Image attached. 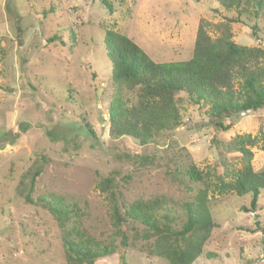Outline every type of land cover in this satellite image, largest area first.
Returning <instances> with one entry per match:
<instances>
[{
  "label": "rangeland",
  "instance_id": "1",
  "mask_svg": "<svg viewBox=\"0 0 264 264\" xmlns=\"http://www.w3.org/2000/svg\"><path fill=\"white\" fill-rule=\"evenodd\" d=\"M202 23L214 38L227 33L239 45L264 49V13L240 15L216 0H0V264H69L45 196L79 209L87 235L110 240L114 225L111 202L99 188L103 179L115 176L128 203L166 196L184 218L181 204L192 192L167 170L194 162L218 174L224 167L215 169L216 161H239L229 144L251 127L264 130V109L237 116L227 132L215 131L205 109L181 94L183 125L164 132L159 145L110 136L108 111L119 86L106 31L128 36L156 62H176L192 57ZM123 94L136 99L132 91ZM9 132L18 134L14 144ZM254 150L262 168L264 154ZM39 166L32 204L23 191L29 170ZM209 198L216 225L192 264H264V189L255 211L251 194ZM140 245L126 249V264H170ZM120 250L118 238L116 251L95 264H120Z\"/></svg>",
  "mask_w": 264,
  "mask_h": 264
},
{
  "label": "trees",
  "instance_id": "2",
  "mask_svg": "<svg viewBox=\"0 0 264 264\" xmlns=\"http://www.w3.org/2000/svg\"><path fill=\"white\" fill-rule=\"evenodd\" d=\"M216 1L226 10L236 9L240 15L258 17L264 13V0ZM104 45L113 81L119 86L108 111L111 138L128 136L141 145H159L164 132L183 125L181 94L205 109L208 124L215 131L227 132L237 116L264 109V49L239 45L227 33L214 38L205 23L198 28L192 57L185 61L156 62L131 38L112 30L106 31ZM124 90L134 92L135 101L130 102ZM87 128L94 136L92 128ZM251 128L236 135L229 144L230 150L240 155L238 162L216 161L215 169L223 166L222 173L209 174L194 162L167 170L174 182L188 186L192 192V198L181 204L184 218L163 195L126 202L116 177L110 175L100 182L99 188L111 202L114 232L110 240H101L81 228L79 209H72L52 195L41 198L63 231L69 264H95L112 255L118 238L120 264H126L129 245L139 242L140 249L150 256L161 257L170 264H192L203 254L216 225L210 194H251L252 211L260 202L264 166L257 168L254 149L264 154V130ZM8 135L10 144H14L18 134ZM41 166L29 170L31 181L23 191L28 203L34 204L32 193Z\"/></svg>",
  "mask_w": 264,
  "mask_h": 264
}]
</instances>
